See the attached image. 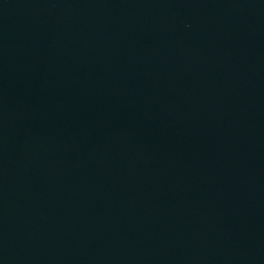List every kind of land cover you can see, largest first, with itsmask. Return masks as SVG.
I'll return each instance as SVG.
<instances>
[{
	"label": "water",
	"instance_id": "1",
	"mask_svg": "<svg viewBox=\"0 0 264 264\" xmlns=\"http://www.w3.org/2000/svg\"><path fill=\"white\" fill-rule=\"evenodd\" d=\"M0 264H264V0H0Z\"/></svg>",
	"mask_w": 264,
	"mask_h": 264
}]
</instances>
